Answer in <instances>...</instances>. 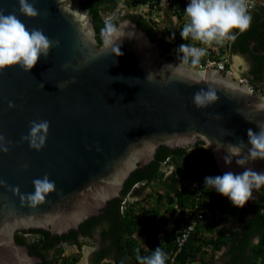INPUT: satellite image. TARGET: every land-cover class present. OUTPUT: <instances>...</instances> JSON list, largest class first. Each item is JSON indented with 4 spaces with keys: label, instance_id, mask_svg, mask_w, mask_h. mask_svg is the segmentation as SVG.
<instances>
[{
    "label": "water",
    "instance_id": "1",
    "mask_svg": "<svg viewBox=\"0 0 264 264\" xmlns=\"http://www.w3.org/2000/svg\"><path fill=\"white\" fill-rule=\"evenodd\" d=\"M35 7L39 15L28 18L19 13L18 0H0L5 14L15 12L29 30L42 29L59 42L29 73L19 66L0 73V135L12 141L8 153L0 152V264H53L43 249L13 240V231L76 228L151 176L168 152L179 155L203 142L222 174L244 171L236 157L230 164L223 157L227 145H247L248 129L259 131L264 94L228 71L175 59L173 46L140 16L114 23L123 33L114 44L123 53L117 57L105 49V23L94 0H36ZM209 86L219 100L198 109L193 94ZM40 120L50 128L43 148L35 150L21 138L31 121ZM245 166L264 172L262 160ZM45 174L56 190L31 207L26 195Z\"/></svg>",
    "mask_w": 264,
    "mask_h": 264
},
{
    "label": "trees",
    "instance_id": "2",
    "mask_svg": "<svg viewBox=\"0 0 264 264\" xmlns=\"http://www.w3.org/2000/svg\"><path fill=\"white\" fill-rule=\"evenodd\" d=\"M94 2L105 24L109 22L114 24L124 15H137L142 17L157 35L160 32L154 24H151V13L132 9L128 13L107 19L109 16L105 12L115 10L119 0H94ZM128 2L132 8L140 3L150 7L154 4L152 0ZM183 2L184 0H170V7L177 13L178 24L181 26L187 22L184 14L186 6L184 7L185 2ZM157 8H161L160 3ZM168 16L167 21L171 27L167 33L171 37V45L176 54L179 53L181 44L198 43L191 38L183 40L181 35H177L173 27L174 23L170 15ZM250 16L252 18L250 27L243 33L234 30L237 36L234 41L228 40L223 44L213 45L220 47V54L250 53L254 58L251 72L259 75L260 68L264 65V57L255 55L248 44L250 40H256L261 47H264V6L253 11ZM213 52L211 51V54H214ZM258 58L259 61L256 60ZM189 62L191 64V61ZM258 78L263 79L264 76L249 79V83L255 88L259 87ZM182 149L183 153L179 155L168 152L162 160L163 162L168 158L172 163L173 170L170 174L166 175L162 171L161 162L151 176L134 182L125 193L126 195L137 182L153 181L151 190L142 198L145 188L134 190L135 196L141 199L127 202L123 208L120 197L100 214L91 216L80 224L82 231H89L91 227L101 223L106 224L103 235L113 239L115 246L109 248L108 251L114 255L109 254L111 258L104 264H140L137 255L150 256L157 247L166 254L165 264H264L263 189H260L263 195L259 201L250 204L249 209L246 205L237 208L228 198L214 189L205 187V177L223 174L218 170L210 150L204 147L203 142H196L190 149ZM193 209H197L203 219L197 222L182 246L178 247L177 237L189 220L193 213L190 211ZM157 228L163 232L156 233ZM74 232L70 231V235ZM70 235H63V238L66 239ZM256 237L258 242H254ZM108 251L103 250L101 255L107 254ZM71 257H73L71 260L66 259L62 264H74L78 255Z\"/></svg>",
    "mask_w": 264,
    "mask_h": 264
},
{
    "label": "clouds",
    "instance_id": "3",
    "mask_svg": "<svg viewBox=\"0 0 264 264\" xmlns=\"http://www.w3.org/2000/svg\"><path fill=\"white\" fill-rule=\"evenodd\" d=\"M152 2L154 4L151 7L145 3H140L136 5L134 9L137 11L136 8L140 6L142 10H144L141 12L151 13V24H154V27L160 31L158 35H160V37L163 36V38L171 44V37L166 35L164 31H161L160 25H157V16L161 15L163 22L168 23V15H170V18L174 23L173 27L178 35V31L182 27L178 24V15L175 10L170 7V0H152ZM184 2V7L186 6L184 14L187 18V22L184 24L180 35L183 40L191 38L193 41H197L206 47L198 48L181 44L178 49L179 53L176 54L174 49L173 52L175 59L185 62L196 69H200L197 67V64H199L202 57L206 55L207 47H210L213 44H223L228 40L234 41L237 38L236 34H234V30H238L239 33L245 32L251 24L252 18L250 15L253 11L259 10L260 7L264 6V4L256 6L248 13L247 0H184ZM35 3L36 0H31V2H29V0H18L19 13L28 18H36L39 15V12L35 7ZM159 3L161 5L160 9L157 8ZM163 8H166V11H164ZM128 10L131 11L132 9ZM161 10L163 11V14H159ZM116 14L119 13H114L107 19L116 17ZM101 33L105 49L110 48L111 52L117 57L122 56L123 53L120 51L119 47H114V44L123 36V33L110 22L105 24ZM58 43V41L50 40L43 33L42 29L33 28L29 30L18 18L15 12L5 14L4 9L0 8V73L15 66H19L24 72L29 73L36 65L39 58L41 56L47 58L50 49L53 46L58 45ZM180 52L183 53L184 60L178 56ZM231 56L239 57L243 61L242 56L240 54H235V52H232L229 55L225 54L227 60L226 64H228L226 69L229 70L228 72L231 74V79L245 83L255 94L260 93L262 90L259 87H253L249 83V80L242 76V73H237L238 76L236 72L234 73V71H236L235 68H238L237 71L241 70L239 68L241 64L239 63L235 67V57ZM189 58H191V64L187 61ZM214 68L218 69L216 67ZM230 68L232 69L231 71ZM113 79L123 80V77L112 78L111 82ZM146 79L149 82L153 81L151 72H148ZM68 83V81L63 82V86L67 87ZM71 83H75L74 78ZM41 87L43 90V83H41ZM57 87L59 89L61 88L59 84H57ZM121 99H123V96H121ZM218 100L217 89L213 86H209L206 90L203 88L198 90L192 97V102L198 109L206 108L209 105L216 103ZM14 106L15 105L9 102V108ZM261 109L264 110V104L261 105ZM216 118L220 119L219 116ZM257 127L259 129L258 132H254L252 129L247 130V145L243 140H239L235 145L229 144L227 145V155L223 157L225 162L229 164L231 163L232 158L236 157L237 165L244 168L242 173L234 174L233 172L228 171L223 175H217L215 177L207 176L204 178L206 188L214 189L220 195L228 198L232 205L237 208H243L246 203L252 199L254 189L264 187V172H258L251 167L245 166L249 161H264V121H258ZM49 128L50 122L47 120L31 121L29 124L30 130L28 135L23 136L21 139L27 141L30 148L40 150L45 144ZM226 133L229 135L232 134L227 131ZM11 144L12 141L7 140L4 135H0V152L8 153ZM248 145H250V147H248ZM245 148H247L246 153L244 151ZM161 167L162 171L168 175V172L172 169L173 165L167 158L162 162ZM4 183L3 180H0V185H3ZM32 183L34 186V193L26 195V200L31 207H36L43 203L46 197L56 190L55 182L51 181L47 174L42 178L34 179ZM16 190L18 191V189ZM138 198L139 197H136L135 195L131 197L130 195H127V197L122 199V207L124 208L127 202L139 200ZM190 212H193L191 214L193 215L199 211L193 209ZM254 242H258V239ZM137 259L140 261V264H165L166 254L160 247H157L150 256L141 257L138 254Z\"/></svg>",
    "mask_w": 264,
    "mask_h": 264
},
{
    "label": "flooded vegetation",
    "instance_id": "4",
    "mask_svg": "<svg viewBox=\"0 0 264 264\" xmlns=\"http://www.w3.org/2000/svg\"><path fill=\"white\" fill-rule=\"evenodd\" d=\"M116 16H120L116 14ZM170 24L164 22L163 25H160L161 31H164L166 35H169ZM160 37V35H158ZM249 49L254 51V54L258 57H264V47H261L259 42L256 40L249 41ZM238 54V52H235ZM245 61V68L242 72V76L247 78L248 80L252 77L264 76V65L260 68L261 74H252L251 70L254 65V58L251 57V54H240ZM235 57V56H231ZM252 59V60H251ZM260 58L256 59L259 61ZM232 69L230 68V71ZM251 77V78H250ZM258 86L262 90L258 94H264V78H258ZM191 147H187L186 149H190ZM169 170L168 174L171 173ZM153 185V181L149 183H145L144 181H140L134 184L132 189L125 195L121 196V198L127 197V195L134 196V190H142L150 189ZM146 186V187H145ZM261 189V188H260ZM260 189L253 190V197L246 203L247 209H249V205H253L254 202L259 201L260 197L263 195L264 187H262L263 191ZM147 193L141 195V198L145 196ZM138 198V199H141ZM219 211V210H218ZM101 213V212H100ZM99 213V214H100ZM98 215V214H97ZM88 219V218H87ZM106 228L105 223H101L96 225L95 227H91L89 231H82L80 228V224L76 228H70L69 230L59 233L58 231H52L45 228L39 227H24V228H16L13 231L12 239L15 241H22L30 243L38 248L43 249L49 255L53 264H62L64 260H71L72 255H78V259L74 264H104L105 262L110 260V255H114L109 252V248H113L115 246L113 239L110 237L104 236L103 231ZM75 231L72 235H70V231ZM63 235H70L66 239L63 238ZM257 240V237L254 238V241ZM74 248V249H73ZM103 250L108 251L107 254L101 255ZM60 253V254H59ZM69 258H66V257Z\"/></svg>",
    "mask_w": 264,
    "mask_h": 264
},
{
    "label": "built area",
    "instance_id": "5",
    "mask_svg": "<svg viewBox=\"0 0 264 264\" xmlns=\"http://www.w3.org/2000/svg\"><path fill=\"white\" fill-rule=\"evenodd\" d=\"M248 3V13L256 6H261L264 4V0H247ZM184 26V25H183ZM183 26L179 29L178 34L180 35V32L183 28ZM189 46H195V47H206L205 45L200 44L199 42L196 44H187ZM219 46H210L207 47L206 55L202 57L199 64H197V67L200 69H210V68H218L220 70H227L226 69V58L225 54L221 53L219 51ZM211 51H214V54H211ZM179 56L181 59H183V53L180 52ZM184 60V59H183ZM187 61H191V58H189ZM229 71V70H227ZM202 214L200 212H196L193 215H190L188 223L183 227L181 230L179 236L177 237V245L178 247H181L183 242L188 238L190 232L195 228L197 222L202 219Z\"/></svg>",
    "mask_w": 264,
    "mask_h": 264
},
{
    "label": "rangeland",
    "instance_id": "6",
    "mask_svg": "<svg viewBox=\"0 0 264 264\" xmlns=\"http://www.w3.org/2000/svg\"><path fill=\"white\" fill-rule=\"evenodd\" d=\"M126 1L127 0H119V2L117 3V7H116V9L115 10H113V11H111V12H105V13H107L108 14V16H112L114 13H119V14H125V12H128L129 10L128 9H134V8H132L130 5H129V2L127 1V3H126ZM132 1V0H131ZM150 8V7H149ZM151 9V8H150ZM154 9V8H153ZM166 8H163V10L164 11H166L165 10ZM135 10V9H134ZM136 10L137 11H144V10H142V8L139 6V7H137L136 8ZM148 13V12H147ZM159 14H163V11L161 10L160 11V13ZM158 18H157V25L159 26V25H163L164 24V22H163V18L161 17V15H158L157 16ZM242 63H240L241 64V66L239 67L240 69L243 67V68H245L244 67V65L246 64L245 62H244V60L243 61H241ZM238 70V68H236V71H234V73L236 72V73H238V74H241L243 71H244V69H241V70H239V71H237ZM238 74H237V76H238ZM235 75V74H234ZM231 77V76H230ZM151 190V188L148 190V189H145V191H144V193H147V192H149ZM152 200V199H151ZM148 201H150V200H148ZM164 207L162 206V209H163ZM155 232L156 233H161V232H163L162 230H159V228H157V230L155 229ZM74 249V248H73Z\"/></svg>",
    "mask_w": 264,
    "mask_h": 264
},
{
    "label": "bare ground",
    "instance_id": "7",
    "mask_svg": "<svg viewBox=\"0 0 264 264\" xmlns=\"http://www.w3.org/2000/svg\"><path fill=\"white\" fill-rule=\"evenodd\" d=\"M241 58H239V57H235V64H234V66L236 67L239 63H241ZM236 69V68H235ZM237 74V73H236Z\"/></svg>",
    "mask_w": 264,
    "mask_h": 264
}]
</instances>
